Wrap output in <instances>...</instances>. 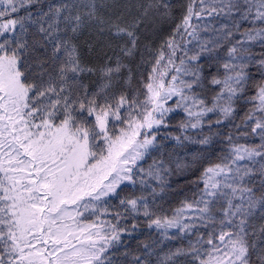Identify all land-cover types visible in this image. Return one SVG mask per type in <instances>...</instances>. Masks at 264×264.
Listing matches in <instances>:
<instances>
[{
  "label": "snow or ice",
  "instance_id": "snow-or-ice-1",
  "mask_svg": "<svg viewBox=\"0 0 264 264\" xmlns=\"http://www.w3.org/2000/svg\"><path fill=\"white\" fill-rule=\"evenodd\" d=\"M176 11L0 0V264H264V0ZM85 34L103 63L85 60ZM193 164L165 210L169 177Z\"/></svg>",
  "mask_w": 264,
  "mask_h": 264
},
{
  "label": "trees",
  "instance_id": "trees-1",
  "mask_svg": "<svg viewBox=\"0 0 264 264\" xmlns=\"http://www.w3.org/2000/svg\"><path fill=\"white\" fill-rule=\"evenodd\" d=\"M184 0H173V3L177 6L176 14L179 15V6L183 4ZM23 14V13H21ZM170 24L166 23L163 25V31L160 33L161 36L166 35L168 30L170 29ZM96 38L94 36H89L85 34L79 40L82 54L86 61L90 62L93 65H98L103 63L102 53H100L99 48L96 47L95 50L90 51V47L95 45ZM259 49L257 48V51ZM139 63V58L137 57L136 61H134L131 65L133 72H137V64ZM144 69L141 68L140 71ZM252 74L254 79L259 80V73L255 71L253 68ZM85 83H88L92 86L95 81V76L86 75L84 77ZM135 83V81H133ZM252 89H249L248 95L252 94ZM250 105H247L245 101L238 102V114L242 116L246 111V108ZM238 122V121H237ZM173 142H169L168 147H172ZM201 149V146L195 143H189L183 149H177V156L185 162L192 161L194 154L198 153ZM200 165L193 164L190 169H184L179 172H174L172 176L169 177V188L165 193H162L160 197L157 198V203L162 204L165 210H169L171 207H175L178 205L180 199L183 198L185 193H188L192 190L193 185L191 183L192 180L195 179L196 176L199 175ZM150 230L146 228L143 224L139 230L133 233L131 237L124 236L125 246H129L135 248L137 241L146 239L147 235L149 234ZM178 241H166L165 244L162 246L164 250H167L168 247L175 246L178 244ZM120 251H124V246L120 248ZM124 257L119 256L118 261H124Z\"/></svg>",
  "mask_w": 264,
  "mask_h": 264
},
{
  "label": "rangeland",
  "instance_id": "rangeland-1",
  "mask_svg": "<svg viewBox=\"0 0 264 264\" xmlns=\"http://www.w3.org/2000/svg\"><path fill=\"white\" fill-rule=\"evenodd\" d=\"M99 54H101V53H99Z\"/></svg>",
  "mask_w": 264,
  "mask_h": 264
}]
</instances>
